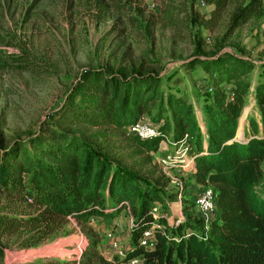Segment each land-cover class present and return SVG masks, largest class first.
Segmentation results:
<instances>
[{
  "label": "rangeland",
  "instance_id": "374dc122",
  "mask_svg": "<svg viewBox=\"0 0 264 264\" xmlns=\"http://www.w3.org/2000/svg\"><path fill=\"white\" fill-rule=\"evenodd\" d=\"M200 1L0 0V147L18 143L28 148L30 140L40 133L50 139L58 135L78 139L114 166L137 172L141 188L152 187L155 178H165L167 186L159 190L162 204L174 213L170 222L180 219L207 239L214 216L206 229L192 202L206 185L197 186L187 171L172 172L183 191L181 197L168 198L171 192L179 194L182 189L169 183L156 159L173 153L172 147L162 144L158 154H141L132 137L97 113L66 109L67 98L83 73L117 75L123 69L126 75L139 72L156 77L158 92L162 91L164 98L167 93L183 97L202 126L214 86L199 66L188 69L185 63L229 53L253 65L243 77L250 88L243 96L239 123L245 127L249 116L257 118L250 91L264 73V0L258 14L232 30V16L250 0H229L219 14L213 13L212 5L202 1V6ZM220 88L227 94L233 86L222 84ZM157 99L142 116L156 130L160 125L152 122V114ZM163 117L168 120L169 115ZM262 168L264 172V162ZM29 198L27 190L19 194L0 187V264L79 262L92 240L97 243L96 255L114 264L131 244L135 220L130 207L113 215H92L84 220L67 216L50 225L5 229L3 221L41 212L29 205Z\"/></svg>",
  "mask_w": 264,
  "mask_h": 264
},
{
  "label": "trees",
  "instance_id": "16d2710c",
  "mask_svg": "<svg viewBox=\"0 0 264 264\" xmlns=\"http://www.w3.org/2000/svg\"><path fill=\"white\" fill-rule=\"evenodd\" d=\"M202 1L219 14L229 0ZM261 8V0H250L232 16L230 29L245 24ZM196 65L210 76L214 86L202 126L183 97L167 93L164 98L162 91L158 92L156 77L139 72L126 75L123 69L117 75L102 71L83 73L67 98L66 109L97 113L132 137L141 154L153 155L167 134L176 142L186 135L188 154L194 162L191 174L197 184L210 185L214 193L217 212L206 240L183 223L168 228L165 215L169 211L162 204L159 190L167 186L165 178H155L152 187L141 188L142 179L137 172L114 166L78 139L60 135L50 139L44 133L30 140L28 148L18 143L10 148L0 147V187L19 194L27 190L29 205L41 209L37 215L3 221V227L14 230L39 223L50 225L67 216L84 220L92 215H113L127 202L135 220L131 244L114 264H128L134 258H139L140 264H264V73L250 91L258 117L249 116L245 127L239 123L237 134L243 96L250 88L243 77L253 70L252 63L229 53L185 63L188 69ZM222 84L233 86V101L225 102ZM156 98L152 122L160 126L154 135L142 139L130 134L127 128L142 118ZM165 113L168 120L163 117ZM177 196L178 192H171L168 198ZM155 205L160 206L156 219L152 217ZM152 225H156L154 247L145 249L139 241ZM96 245V241H90L83 259L70 264H111L96 255ZM2 257L0 247V260Z\"/></svg>",
  "mask_w": 264,
  "mask_h": 264
},
{
  "label": "built area",
  "instance_id": "2783aa9c",
  "mask_svg": "<svg viewBox=\"0 0 264 264\" xmlns=\"http://www.w3.org/2000/svg\"><path fill=\"white\" fill-rule=\"evenodd\" d=\"M200 5L204 6V3L202 1L199 2ZM226 94V93H225ZM233 91L232 89L227 92L225 97V102L233 101ZM128 132L132 135H136L142 139L150 138L154 135L156 129L151 128L149 124L143 120L142 118L138 120V122L134 125H130L127 128ZM188 139L187 136L184 135L181 141H173L171 137L165 136L162 138V140L158 144V150L155 152L158 154L159 150H161L162 144H165L166 146H170L174 149L173 153L165 154L161 158H157L156 165L159 167V170H161V173H163L166 178H169V183L175 186H179L182 189V186H180L179 180L175 179V171H187L186 173H189L188 175H191V172L194 170V162L193 158L188 154ZM154 153V154H155ZM153 154V155H154ZM202 190L194 197L193 204L195 208V215L199 220L202 222V224L205 226V228H208V225L210 223V220L215 216L216 214V205L214 203V193L213 188L210 185L202 186ZM178 197H181L182 190H179ZM124 207L129 208V204L127 202L124 203ZM182 207L179 208L181 210ZM158 213H160V209L158 205H155L152 208V217L154 219L157 218ZM170 213L165 215V219L167 222V225L171 226H177L181 220L176 219L175 221L170 222L169 219ZM172 216V215H171ZM172 219V218H171ZM156 225H152L149 229H147L142 238L139 241V244L141 247L145 249H153L154 247V239L153 237V229ZM159 227V226H157ZM201 238V237H199ZM203 240H206V238H201ZM128 264H140L139 258H134L129 261Z\"/></svg>",
  "mask_w": 264,
  "mask_h": 264
},
{
  "label": "crops",
  "instance_id": "0c3cea01",
  "mask_svg": "<svg viewBox=\"0 0 264 264\" xmlns=\"http://www.w3.org/2000/svg\"><path fill=\"white\" fill-rule=\"evenodd\" d=\"M239 132H240V130H239V121H238V128H237V134H239ZM190 177H191V175H190ZM193 177V176H192ZM197 186H198V184H197ZM169 213L173 216V211L172 210H170L169 211Z\"/></svg>",
  "mask_w": 264,
  "mask_h": 264
},
{
  "label": "bare ground",
  "instance_id": "6f19581e",
  "mask_svg": "<svg viewBox=\"0 0 264 264\" xmlns=\"http://www.w3.org/2000/svg\"><path fill=\"white\" fill-rule=\"evenodd\" d=\"M245 118V116H243Z\"/></svg>",
  "mask_w": 264,
  "mask_h": 264
}]
</instances>
